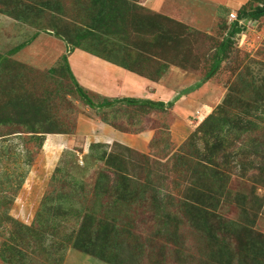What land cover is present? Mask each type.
Instances as JSON below:
<instances>
[{
	"label": "rangeland",
	"instance_id": "rangeland-1",
	"mask_svg": "<svg viewBox=\"0 0 264 264\" xmlns=\"http://www.w3.org/2000/svg\"><path fill=\"white\" fill-rule=\"evenodd\" d=\"M54 1L0 0V113L11 117L0 119L1 125L11 126L0 128V135H5L0 137V264H105L60 245L63 235L77 226L75 219L63 217L70 201L77 204L85 198L87 203L92 202L99 172L104 168L107 174L114 171L98 160L100 151L90 146L107 144L101 156H118L131 176H144L148 163H154L158 173L167 177L165 187L171 188L173 182L185 187L187 181L179 179L182 168L174 163L173 155L192 134L202 137L201 123L214 115L230 94L240 105L248 103L245 108L252 110L248 114L238 110L228 113L236 112L238 118L249 116L247 119L256 127L249 130V125L238 119V130L229 131L233 145L227 152H216L212 137L201 138L196 143L201 153L198 158L207 173H212L209 179H214V189L224 195L214 213L247 224L251 235L264 236V17L238 21L242 32L231 38L219 67L209 75L217 49L233 23L230 14L237 16L248 0L237 4L229 0H129L132 7L127 45L101 34L86 40L82 49H98L100 53L118 50L124 61L130 60L131 55L126 53H134V66L147 75L160 74L157 81L163 80L170 69L188 79L163 101L172 102L171 108L165 106L163 111L147 114L138 108H90L76 94L62 56L68 62L74 51L72 42L83 32L81 20H86L84 11L89 0H59V13L49 7ZM167 19L188 30L177 28ZM152 22H156L155 27ZM158 39L168 41L166 46ZM30 40L29 47L36 42L38 48L25 49L28 57H22L24 51L8 54ZM98 76L99 80L101 76L107 78ZM88 95L95 104L105 98ZM231 118L237 119L227 115L226 128ZM144 122L154 131L147 143L87 141L101 125L132 135ZM20 124L53 133L38 134L37 139L19 133ZM58 136L71 142L56 149L46 148L47 140ZM224 154L229 158H223ZM217 160L219 163H214ZM228 192L230 197H226ZM108 200L102 195L99 203ZM141 216L149 219L145 212ZM140 229L146 227L141 225ZM185 238L189 247L196 244L191 234Z\"/></svg>",
	"mask_w": 264,
	"mask_h": 264
},
{
	"label": "trees",
	"instance_id": "trees-1",
	"mask_svg": "<svg viewBox=\"0 0 264 264\" xmlns=\"http://www.w3.org/2000/svg\"><path fill=\"white\" fill-rule=\"evenodd\" d=\"M88 2L89 7L84 11L86 20L85 18L81 20L83 32L75 35L72 48L82 49L86 40L98 38L101 34L113 37L123 45H127L129 11L132 7L129 0H89ZM49 7L59 13L60 1L55 0L53 6ZM262 17H264V0H248L238 11L237 21H233L230 25L227 38L219 45L209 75L219 67L221 57L229 48L231 38L242 32L238 21H255ZM167 21L177 28L188 30L184 25L171 19ZM152 25L155 27L156 22H152ZM51 31L56 36L63 37L54 29ZM158 42L166 46L168 41L158 39ZM24 45L16 47L9 55L19 51ZM96 50L97 52L83 51L150 81L157 82L160 78V74L151 76L138 70L134 66V53H126V56H131H129L130 60L124 61L117 55L118 50L109 51V53L102 50V54L98 52V49ZM1 61L0 56V65ZM62 61L76 94L90 108L104 110L115 107L138 108L150 114L153 110L163 111L173 106L172 102L164 104L135 98L113 100L102 98L101 102L95 104L89 97V92L75 80L65 56H62ZM234 103L238 107H235ZM246 105L248 103L244 106L240 105V102L231 94L226 96L218 111L201 123L200 128L204 129L202 137H197L199 133L192 134L173 155L174 163L182 168V171L178 172L179 179L187 181L185 187L175 182L171 188L165 187L164 181L167 177L158 173L154 163H148V171L144 176H131L123 168L124 160L111 153L106 159L105 153L101 156V150H104L107 144H92L90 147H96L100 151L98 160L104 161L106 166L112 167L114 171L107 174L104 168L99 172L92 202L87 203L85 198L81 202L77 201V204H74L75 201H70L63 217L75 219L77 226L63 235L60 245L64 248L71 247L105 264H264V236L251 235L247 224L241 221H229L214 213L224 195L214 189L215 181L213 178V180L209 179L212 173H207L202 166L203 163L198 158L201 153L196 148L197 141L210 136L213 138L211 145L216 152H227L233 145L229 131L238 130L240 124L237 123L238 119L248 124L249 130L251 127H256L253 121L247 119L249 116L236 117V112L244 111L248 114L252 110L245 108ZM256 110L259 111L258 106ZM230 111L236 112L228 113ZM227 115L237 119H229L226 128ZM0 117L4 120L11 118L9 113L5 116L2 113ZM18 118H21V115ZM104 122L109 124L106 119ZM2 123L3 121H0V128L11 127L1 125ZM18 127L21 129L19 133L31 134L37 139L40 137L36 136L38 134L53 133L38 132L39 130L37 131L29 124H20ZM2 136L5 135H0ZM125 150L132 152L130 149ZM225 157L229 158V155L224 154L223 158ZM208 161L210 160L206 159L207 163ZM214 163L219 162L217 160ZM161 167L168 168L167 165H161ZM198 191L201 192L199 195ZM102 195H106L109 200L99 203ZM226 197H230L229 192ZM144 212L149 219L146 220L141 216ZM141 225L146 229H140ZM190 234L196 240L193 247H189L185 241V235L189 237ZM178 244L181 248L177 247Z\"/></svg>",
	"mask_w": 264,
	"mask_h": 264
},
{
	"label": "crops",
	"instance_id": "crops-1",
	"mask_svg": "<svg viewBox=\"0 0 264 264\" xmlns=\"http://www.w3.org/2000/svg\"><path fill=\"white\" fill-rule=\"evenodd\" d=\"M228 2L237 4L238 2H242V0H235L233 1L234 3L232 0H229ZM160 12L164 13L163 11ZM32 41L17 45L16 47L25 44L23 48L12 55L24 51L22 52V57H28L25 56V49L35 50L38 48L36 42L29 47ZM16 47L12 48L8 54L12 53ZM68 64L75 80L82 88L89 93L105 98L122 97L163 102L171 97L173 94L172 90L176 88V86L188 80L183 74L170 69L163 80L153 82L134 73L128 72L81 49H74V51L70 53ZM76 67H78V71ZM101 74L106 75L107 78L101 76V79L99 80L98 75ZM162 93L167 96L162 97ZM184 99L186 98L184 97ZM142 125L143 127L137 131L136 134L132 135L123 134L113 129L109 130L107 127L101 125L99 126L100 131L98 130L94 132L91 138H87V141L103 143L119 141L130 144L133 140H141V142L147 143L151 140L154 131L150 129L145 122ZM69 142L71 141L64 136H58L56 138L50 137L47 140L46 148L50 147L56 149V147L59 148L63 144L67 145Z\"/></svg>",
	"mask_w": 264,
	"mask_h": 264
},
{
	"label": "built area",
	"instance_id": "built-area-1",
	"mask_svg": "<svg viewBox=\"0 0 264 264\" xmlns=\"http://www.w3.org/2000/svg\"><path fill=\"white\" fill-rule=\"evenodd\" d=\"M230 19H231L232 22L233 21H237V16L234 15V14H230Z\"/></svg>",
	"mask_w": 264,
	"mask_h": 264
}]
</instances>
